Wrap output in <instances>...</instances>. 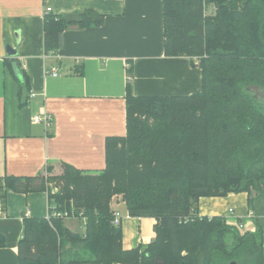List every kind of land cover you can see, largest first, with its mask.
Instances as JSON below:
<instances>
[{
    "label": "trees",
    "instance_id": "trees-1",
    "mask_svg": "<svg viewBox=\"0 0 264 264\" xmlns=\"http://www.w3.org/2000/svg\"><path fill=\"white\" fill-rule=\"evenodd\" d=\"M162 1L164 55L190 58L201 70V90L135 96L128 83L126 134L106 138L103 169L61 163L59 175L49 165L43 175L6 177L7 188L21 192L54 183L58 191L49 198L56 210L73 211L85 226L79 235L64 218L24 217L19 264L264 263V0ZM102 22L93 10L48 12L44 49L57 51L69 27ZM23 76L18 80L27 86ZM240 192L247 194L254 231L199 215L200 197ZM115 195L130 217L156 220L149 243L122 247L110 210Z\"/></svg>",
    "mask_w": 264,
    "mask_h": 264
},
{
    "label": "crops",
    "instance_id": "crops-1",
    "mask_svg": "<svg viewBox=\"0 0 264 264\" xmlns=\"http://www.w3.org/2000/svg\"><path fill=\"white\" fill-rule=\"evenodd\" d=\"M47 7L55 15L93 10L103 22L65 29L61 47L46 52ZM163 30L162 0H0V235L5 238L0 264H19L23 218L46 217L50 200L47 190L7 188L6 177L43 175L49 165L51 174L59 175L61 163L83 171L103 169L106 138L126 134L128 83L135 96L201 90V70L190 58L164 55ZM13 60L27 86L19 82ZM40 112L53 117L47 130L32 121ZM110 210L121 216L124 249L155 237L156 220L130 217L120 195L112 197ZM198 213L255 230L245 192L200 197ZM63 224L79 235L85 231L78 218H64Z\"/></svg>",
    "mask_w": 264,
    "mask_h": 264
},
{
    "label": "built area",
    "instance_id": "built-area-1",
    "mask_svg": "<svg viewBox=\"0 0 264 264\" xmlns=\"http://www.w3.org/2000/svg\"><path fill=\"white\" fill-rule=\"evenodd\" d=\"M51 10L50 7L46 8V11L49 12ZM32 121L33 123H40L44 126V128L47 130L53 121V117L50 113L48 112H40L38 114H35L32 117ZM49 190H47V192L50 194H54L58 191L57 187H54L51 183L49 184ZM49 207H48V213L46 218L50 219L52 217H60V218H77L76 215L74 214L73 211H68V210H62V211H57L56 207L54 205V201H52L51 198H49ZM229 213H232V209L228 210ZM112 212V224L116 227H119L121 224V216L119 214V212L117 211H111ZM249 215H252V213H249ZM237 228L239 230H249V229H244V225L243 224H239L237 225Z\"/></svg>",
    "mask_w": 264,
    "mask_h": 264
},
{
    "label": "rangeland",
    "instance_id": "rangeland-1",
    "mask_svg": "<svg viewBox=\"0 0 264 264\" xmlns=\"http://www.w3.org/2000/svg\"><path fill=\"white\" fill-rule=\"evenodd\" d=\"M209 9H211L210 6H208ZM207 9V10H209ZM252 88H250L251 91L255 92L261 99H262V92L260 91L259 88L255 87V86H251ZM53 183V182H52ZM54 185V183H53ZM262 202V201H261ZM262 204V203H261ZM258 214L261 216L263 213L258 212ZM70 224V222L67 220V224ZM76 225H78V230L82 229V223H78V222H74Z\"/></svg>",
    "mask_w": 264,
    "mask_h": 264
},
{
    "label": "water",
    "instance_id": "water-1",
    "mask_svg": "<svg viewBox=\"0 0 264 264\" xmlns=\"http://www.w3.org/2000/svg\"><path fill=\"white\" fill-rule=\"evenodd\" d=\"M11 55H15L16 53L14 51H10ZM13 62V68L15 70V74L16 76L21 79L22 78V73L21 70L19 68V65L17 64V62L15 60L12 61ZM228 264H237L235 261H231Z\"/></svg>",
    "mask_w": 264,
    "mask_h": 264
}]
</instances>
